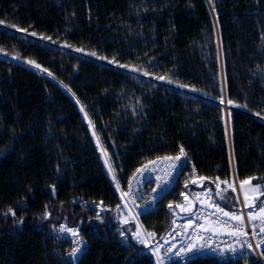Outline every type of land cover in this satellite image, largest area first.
I'll list each match as a JSON object with an SVG mask.
<instances>
[{
  "label": "trees",
  "instance_id": "trees-1",
  "mask_svg": "<svg viewBox=\"0 0 264 264\" xmlns=\"http://www.w3.org/2000/svg\"><path fill=\"white\" fill-rule=\"evenodd\" d=\"M214 5L0 0V264H155L148 247L120 234L121 196L82 106L123 192L143 163L185 149L172 190L139 215L154 242L193 187L210 184L214 199L232 208L235 192L221 199L210 181L264 182V0ZM60 224L80 228L86 246L76 259L70 242L55 238Z\"/></svg>",
  "mask_w": 264,
  "mask_h": 264
},
{
  "label": "built area",
  "instance_id": "built-area-1",
  "mask_svg": "<svg viewBox=\"0 0 264 264\" xmlns=\"http://www.w3.org/2000/svg\"><path fill=\"white\" fill-rule=\"evenodd\" d=\"M163 157H158L143 163L139 168L141 171L136 172L132 178L131 186L125 191V193L130 194L135 206L139 209L138 218L142 212L155 210L157 200L162 195L172 190L183 167L184 157L179 161L174 159H162ZM150 161H154V163H149ZM154 189L155 191H153ZM198 193L201 194L199 198L197 197ZM190 194L194 201V206L191 211L180 213L178 210H172L167 232L153 244L148 243L155 264H157L158 260H160L162 264H188L189 262L202 259H212L218 262L242 261L243 264H251V262L254 261L257 264H264V255L261 254V252L264 251V244L261 245L260 249H255V245L264 238V234L257 235L256 238L253 239L252 226L247 222V213L251 211V209L244 207V202L240 197L237 199L239 203L237 202L235 207H225L214 199L212 187L208 183H202L193 187ZM201 201H204V203H201ZM256 203L257 206L264 204V196ZM210 204H219L225 211L242 214L245 219L243 227L248 235L240 238L238 241L236 238L224 232H219L218 234L205 232L200 225H204L208 228H218V224L213 225L210 221H216L217 219L220 221H227V217H223L214 207H209ZM189 221H191V227H188ZM228 222L232 224L236 223L235 221ZM66 227L76 229L81 238L79 227H70L67 225ZM259 227L260 225L257 222V233H259ZM58 229L59 226H57L54 231L56 240L59 242L68 240L71 247H73V240L76 239V237H73L70 233L58 234ZM200 236H203L204 239H199L198 237ZM189 243H195L196 250L182 254L181 256L175 255L176 251L180 250L182 247L186 248ZM248 243L253 245V250L247 248L246 244ZM172 245H175V248H173L171 252H168V249L171 248ZM201 245H204V247H201ZM228 245H232L236 251H228ZM221 249H224V251L221 252Z\"/></svg>",
  "mask_w": 264,
  "mask_h": 264
},
{
  "label": "snow or ice",
  "instance_id": "snow-or-ice-1",
  "mask_svg": "<svg viewBox=\"0 0 264 264\" xmlns=\"http://www.w3.org/2000/svg\"><path fill=\"white\" fill-rule=\"evenodd\" d=\"M209 3L213 5V12L215 11V5H214V0H209ZM3 21H0V24H3ZM11 27L15 28L16 31L19 32H26V29H22L17 27L16 25H11ZM32 36H36L37 34L35 32L29 33ZM41 39H51L50 37H44L41 36ZM65 47H71L70 45L65 44ZM75 51L77 52H82L83 49L81 48H76ZM89 55L92 56H96L97 54L95 52H91L88 53ZM14 59H19V57H13ZM100 59H105L104 57H98ZM109 63H117L118 61L115 60V58H113V60L108 61ZM25 63L29 64L30 66H32L33 68L41 71V72H47V74L49 76H52L53 74L47 70L42 68V66L37 63L35 60H27L25 61ZM122 68H128L130 71L136 72L139 71L137 68L133 67V66H129V65H123L120 64L119 65ZM144 75H150L147 72L143 73ZM54 78V77H53ZM156 79L159 80H166L167 77L166 76H160V77H156ZM168 83H172L171 80H167ZM64 87H67V85H64ZM180 87H187L186 85H180ZM70 91V90H69ZM224 99L223 97H221V103H224ZM77 103H79V101H77ZM227 104L228 105H233V106H239L236 105L235 102L231 99L227 100ZM246 107V105H245ZM81 112L84 113V119L86 121H88L89 123V128L90 130H92V134L93 137L97 140V147L101 149V154H102V158L104 160V165L105 167L108 169V173L109 175L112 177L113 182L116 184V188L118 191H120V185H119V179L115 174V169L112 167V162H111V158L108 156L107 152L104 151L101 147L100 141H99V137L97 135V133L94 130V125L92 123V121L90 120L85 108L82 106L81 107ZM256 115H261L260 113H255ZM133 115H136V111H133ZM264 118V117H262ZM186 152L185 149L183 148V146H181L179 148V154L175 157H163L162 159H174V160H181L182 157H186ZM149 163H154V161H150ZM141 169H137V172H140ZM195 171V170H194ZM209 178L207 177H199L200 181H204V180H208ZM256 179V177H249L245 180H241L240 181V188L241 191L243 192L244 195V207L251 209V211H249L247 213V222L249 224H251L252 229H253V239L256 238L257 235L260 234H264V204H261L259 206H257V200H259V198L261 196H264V184L262 183H257L255 185L252 184V181ZM193 183H195L196 181L193 180ZM216 184V188H217V195L221 197V199H223V196L221 195V193L228 191V189H231L232 191H236L235 187L232 184H229L227 180H223L221 181L219 179V177L216 178L215 181H210ZM225 185L224 188H221V185ZM187 186V185H186ZM247 186V190L246 189ZM155 191V189L153 190ZM255 194V195H252ZM128 193H121V197L123 199L124 196H127ZM183 195V194H182ZM201 194H197V197L199 198ZM185 200H188V197L185 196ZM239 203V201H237ZM201 203H204V201H201ZM47 207V206H46ZM99 207V205H98ZM119 205H117V209H119ZM177 207H182L181 205H177ZM209 207H214L216 209L217 212L221 213L223 217H227V221H220L219 219H217L216 221H210L211 224L213 225H219L218 228H208L205 227L204 225H200V227L205 231V232H213V234H218L219 232H224L227 235L236 238L238 241L240 240V238L242 237H246L248 235V233L244 230L243 225L245 224V219L244 216L242 214H238L236 212H230V211H225L224 208L220 207L219 204H210ZM170 210L172 209V205H169ZM183 210L185 212H190L191 208H183ZM8 212L11 215H15V211L13 209H9ZM175 214V213H173ZM99 217V213L97 214ZM51 216V213L48 211H45L42 215V219L47 220L49 217ZM228 221H235V224L229 223ZM125 223L127 222L126 220L124 221ZM257 222L259 223L260 227H259V233L256 232V227H257ZM22 223V221H21ZM188 227H191V221L188 222ZM60 233H70L73 237H76V239L73 240V244L74 246L71 248V251L68 253V255L72 258H78L79 254L81 252H83L84 250V246H86V242L79 237V233L76 229L74 228H69L66 227L65 224H60L59 225V229H58V234ZM121 236H124V233L121 232L120 233ZM137 239H139V225L137 226V232L133 234ZM149 235H154V233H149ZM199 239L203 240L204 237L200 236L198 237ZM143 242V241H141ZM264 244V238H262L260 240V242L258 244L255 245V249H260L261 245ZM247 248L249 250H253V245L248 243L246 244ZM201 247H204V245H201ZM175 248V245H172L171 248L168 249V252H171L172 249ZM196 250V244L195 243H189L187 245L186 248L182 247L180 250L175 252L176 256H181L182 254H186V253H190L192 251ZM228 251H233L235 252L236 249L232 247V245H228ZM224 249H221V252H223ZM262 255H264V251L261 252ZM157 264H162V262L160 260H158Z\"/></svg>",
  "mask_w": 264,
  "mask_h": 264
},
{
  "label": "rangeland",
  "instance_id": "rangeland-1",
  "mask_svg": "<svg viewBox=\"0 0 264 264\" xmlns=\"http://www.w3.org/2000/svg\"><path fill=\"white\" fill-rule=\"evenodd\" d=\"M257 183H262L264 184V182H258V181H252V184L255 185ZM247 190V186L246 189ZM120 196L121 193L123 191H118ZM236 194L237 199H239V197L242 199V201L244 202V195L243 192L241 191L240 188V183H237V188L236 191H234ZM125 193V192H123ZM255 195V194H252ZM185 196L188 197V200H185ZM182 197V202L179 204L182 207H178V211L180 213L185 212L183 210V208H193L194 206V201H193V197L191 196L190 192H186L183 193ZM260 199V198H259ZM122 200V205L121 207L118 209L117 213H122L121 217L119 218V221L121 222V224H123L125 227L121 228V232L124 233V236L129 237L131 241H133L134 243L141 245L143 247H148V249L146 250L147 252H150L149 249V244H153L154 243V237L151 235H149L148 232H146L140 222H139V218H138V214H139V209L135 206L130 194L128 193L127 196H124L123 199L121 197ZM258 201V200H257ZM127 221L126 223L124 221ZM139 225V239H137L133 234L137 232V226ZM143 241V242H141ZM149 243V244H148Z\"/></svg>",
  "mask_w": 264,
  "mask_h": 264
},
{
  "label": "water",
  "instance_id": "water-1",
  "mask_svg": "<svg viewBox=\"0 0 264 264\" xmlns=\"http://www.w3.org/2000/svg\"><path fill=\"white\" fill-rule=\"evenodd\" d=\"M226 110H227V107H226ZM234 180H235V182L237 183L236 178H235ZM236 183H235V184H236Z\"/></svg>",
  "mask_w": 264,
  "mask_h": 264
},
{
  "label": "bare ground",
  "instance_id": "bare-ground-1",
  "mask_svg": "<svg viewBox=\"0 0 264 264\" xmlns=\"http://www.w3.org/2000/svg\"><path fill=\"white\" fill-rule=\"evenodd\" d=\"M235 182V181H234ZM236 183V182H235Z\"/></svg>",
  "mask_w": 264,
  "mask_h": 264
},
{
  "label": "crops",
  "instance_id": "crops-1",
  "mask_svg": "<svg viewBox=\"0 0 264 264\" xmlns=\"http://www.w3.org/2000/svg\"><path fill=\"white\" fill-rule=\"evenodd\" d=\"M261 198V197H260Z\"/></svg>",
  "mask_w": 264,
  "mask_h": 264
}]
</instances>
